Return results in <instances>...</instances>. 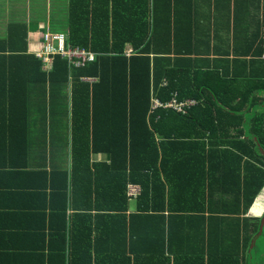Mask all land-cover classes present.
<instances>
[{
	"label": "trees",
	"instance_id": "obj_1",
	"mask_svg": "<svg viewBox=\"0 0 264 264\" xmlns=\"http://www.w3.org/2000/svg\"><path fill=\"white\" fill-rule=\"evenodd\" d=\"M32 8L35 33H64L94 59L74 67L54 55L42 69L36 49L26 51V23L3 25L0 151L28 176L29 144L44 140L48 110L52 130L67 123L66 152L51 131L53 159L71 160L69 173L43 172L40 195L47 189L50 202L33 206L50 226L34 234L40 245L12 248L32 250L21 256L37 255V264H264L255 250L264 235V96L256 93L264 68L217 83L190 68L174 73L175 23L190 40V1L35 0ZM173 99L181 109L166 105ZM33 120L39 131L29 134ZM101 152L108 161L90 158ZM128 183L138 196L127 195Z\"/></svg>",
	"mask_w": 264,
	"mask_h": 264
},
{
	"label": "crops",
	"instance_id": "obj_2",
	"mask_svg": "<svg viewBox=\"0 0 264 264\" xmlns=\"http://www.w3.org/2000/svg\"><path fill=\"white\" fill-rule=\"evenodd\" d=\"M186 1H190L192 6V34L188 40V34L184 31L185 27L175 23V44L181 51L178 54L179 58L177 60L174 58V73L190 68L191 75L194 71L203 72L204 75L209 73L210 78H215L212 81L215 83L219 76L245 80L263 73L264 64L251 61L254 57L264 61L262 56L264 50L259 55H253L256 53L257 47L264 46L262 34L264 0H179V3L184 4ZM34 5L35 0H0V6H5V11H0V36L4 35L3 25L9 20L16 19L25 22L27 27L26 51L28 53H33L41 43L40 36L33 39L36 33L32 29V23H35L36 17L34 8L31 9V7ZM39 22L42 23L43 20L40 19ZM188 24L189 22L187 26H189ZM129 49L131 50V47ZM42 69H45L43 65ZM256 93L264 96L262 90H258ZM190 99L195 100L194 98ZM45 118L44 140L37 135L38 141L29 144L30 152L28 149L26 165L29 166L30 172L26 174L39 176L30 188L24 187V184L29 180L28 176L24 177L17 168H10L9 164H13L12 159L4 158L0 151V264L39 263L40 257L37 255L34 259L21 256V253L32 250L23 252L12 247L31 249L39 246L41 240L37 241L34 234L37 231L39 233L45 231L50 226L47 224V211L36 210V206H33L36 202L35 199L40 198L41 200L42 197L46 203L50 202V193L47 189H44L40 195L43 187L41 183L44 181L43 172H48L47 176H49L52 165L63 166L60 169L66 170L67 173L71 171L69 157L53 159L52 156L56 155V152L55 143L51 141V131L58 132V147L60 149L61 142L66 139L67 123L61 121L62 124L58 123L55 130H52L50 123L54 120L50 118L48 110H46ZM64 120L66 119L64 118ZM31 124L28 128L29 134L39 131V129L36 130V127L40 125L39 121L33 120ZM65 149L66 146L60 150L64 153ZM59 156H61V152ZM90 158L108 161V156L102 152L92 153ZM41 211L45 213L44 217L34 214ZM250 211H254L253 208ZM66 213H71V210L68 209ZM46 249L49 250L47 247Z\"/></svg>",
	"mask_w": 264,
	"mask_h": 264
},
{
	"label": "built area",
	"instance_id": "obj_3",
	"mask_svg": "<svg viewBox=\"0 0 264 264\" xmlns=\"http://www.w3.org/2000/svg\"><path fill=\"white\" fill-rule=\"evenodd\" d=\"M264 37V27L262 30ZM66 34L56 33L51 31H44L41 37V44L38 49L34 51L36 57H38L45 69L51 68L52 59L54 55H58L61 58H65L68 61L69 65L72 66H83L87 61L94 59V53L88 51L85 48L79 46H71L66 42ZM264 57V55H262ZM157 104L158 101H155ZM189 103H194V100L191 99ZM181 102L177 103L173 99L172 101L166 103L178 109L182 108ZM140 191V187L134 183H128L126 188V193L128 196L134 197Z\"/></svg>",
	"mask_w": 264,
	"mask_h": 264
},
{
	"label": "rangeland",
	"instance_id": "obj_4",
	"mask_svg": "<svg viewBox=\"0 0 264 264\" xmlns=\"http://www.w3.org/2000/svg\"><path fill=\"white\" fill-rule=\"evenodd\" d=\"M47 6H48V3H47ZM1 10H4L5 11V6H0V11ZM42 25H43V22L42 23L39 22V26H40L39 28H41ZM36 33H38V37L39 36L42 37L43 32H38V30H37ZM261 196H264V190L261 192ZM262 210H263V208H261V210L259 212H254V211H250V212L253 213V214L258 215V213H261ZM255 250H258V253H261V252L264 253V235L257 237V239H256V245H255ZM253 255H254L253 257L256 258V254L253 253Z\"/></svg>",
	"mask_w": 264,
	"mask_h": 264
},
{
	"label": "bare ground",
	"instance_id": "obj_5",
	"mask_svg": "<svg viewBox=\"0 0 264 264\" xmlns=\"http://www.w3.org/2000/svg\"><path fill=\"white\" fill-rule=\"evenodd\" d=\"M92 61V60H91ZM88 62V61H87ZM187 102V101H186ZM177 111H179V110H177ZM140 193V192H139ZM138 196V195H137Z\"/></svg>",
	"mask_w": 264,
	"mask_h": 264
}]
</instances>
